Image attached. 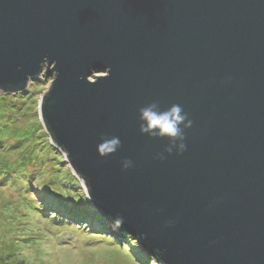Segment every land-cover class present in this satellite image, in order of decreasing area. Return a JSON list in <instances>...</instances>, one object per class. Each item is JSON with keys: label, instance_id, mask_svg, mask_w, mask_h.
Wrapping results in <instances>:
<instances>
[{"label": "water", "instance_id": "obj_1", "mask_svg": "<svg viewBox=\"0 0 264 264\" xmlns=\"http://www.w3.org/2000/svg\"><path fill=\"white\" fill-rule=\"evenodd\" d=\"M41 75L44 129L104 219L158 264H264V0H0V93ZM154 101L192 121L182 153L140 132Z\"/></svg>", "mask_w": 264, "mask_h": 264}, {"label": "rangeland", "instance_id": "obj_2", "mask_svg": "<svg viewBox=\"0 0 264 264\" xmlns=\"http://www.w3.org/2000/svg\"><path fill=\"white\" fill-rule=\"evenodd\" d=\"M100 74L106 73L94 71L89 78L94 80ZM51 81V77L41 75L37 80L30 81L25 91L0 93V132L6 131V123H10L8 129H12L9 132L14 136L27 133L42 140L43 134L47 135L44 138L46 150L57 155L51 163L59 161L64 165L68 171L62 172L64 178L73 184L68 186L79 190L92 212L83 218V207L74 206L72 209H80L81 213L72 220L69 215H63L66 211L56 210L50 202L54 196L41 184L44 179L42 173L50 170L51 164L46 160L43 172L40 168L34 171L35 165L31 163L24 170L19 169V172L31 175L32 182L19 178L15 167L5 170L0 167L1 259H6L7 264H22L24 259L25 264H158L133 235L128 233L134 239L125 237L127 232L103 217L97 220L95 213L98 211L88 200L80 180L64 159L62 151L50 141L40 118L39 103ZM11 139L0 138V159L8 164L21 156V150L10 146ZM35 174L38 177L35 178ZM44 195L46 198H43ZM62 209L67 210V207ZM93 221L97 222L94 228L91 227ZM97 226L102 230L98 231Z\"/></svg>", "mask_w": 264, "mask_h": 264}, {"label": "trees", "instance_id": "obj_3", "mask_svg": "<svg viewBox=\"0 0 264 264\" xmlns=\"http://www.w3.org/2000/svg\"><path fill=\"white\" fill-rule=\"evenodd\" d=\"M6 124L8 127H5L6 131L0 132V138L1 140H3V138H5L6 140L12 138L11 139L12 141H10L11 142L10 146H12V148L16 150H21L19 152L21 156L18 159H15V161L11 164L6 163L4 159H0V167L4 170L15 167V169L17 170L16 172L19 173V178H21L25 182H32L33 177H31V175H26L24 171L19 172V169L23 168L24 170L26 165L31 163L35 165L33 167L34 171L40 168V170L43 172L42 168L45 166V160H46L51 164L50 170L46 174L42 173L41 177H43L44 179L41 184L43 188H45L48 192H50L54 196V198H51L50 201L51 204H53V206L59 212L60 210L66 211L63 215L65 216L69 215V217H71L72 220L74 218L77 219V216H79L81 213L80 209L73 210L72 208L74 206L78 205L83 207V212H84L83 213L84 215L82 216L83 218L88 214H90L92 211H91V207L88 206L87 204L88 201L84 200L81 197V194L79 193V190H76L77 189L76 187L68 186L72 183L70 182V180H66L64 178L62 172H68L64 169V165L60 164L59 161H54L53 163H51L52 158L54 159V157H56L57 155L52 154L46 150V144L44 138H46L47 135L43 134L44 138L42 137V140L39 139L37 140L35 139L37 136L35 135L32 136L27 133L21 136H14L13 133L9 132L12 131V129H8L11 126L10 123H6ZM3 148H5L4 145ZM52 149L54 150L53 147ZM54 152L56 151L54 150ZM36 177H38V174H35V178ZM39 180L42 179L39 178ZM43 198H46V196L44 195ZM63 206H66L67 210L62 209ZM95 217L97 218V220L98 219L100 220L103 216L100 213L96 212ZM96 223H97L96 221H93L91 227L94 228L96 226L95 225ZM97 230L99 231L102 229L99 226H97ZM127 236L130 239H134L133 237H131L132 235L129 236L128 233H125V237ZM5 260L6 259L3 260L0 257V261H1L0 264H7V261ZM22 261H23L22 264L26 263V259ZM8 264H15V263H8Z\"/></svg>", "mask_w": 264, "mask_h": 264}, {"label": "clouds", "instance_id": "obj_4", "mask_svg": "<svg viewBox=\"0 0 264 264\" xmlns=\"http://www.w3.org/2000/svg\"><path fill=\"white\" fill-rule=\"evenodd\" d=\"M158 102H152L139 109V130L142 134H146L152 138H167L168 146L165 152L171 154L175 149L177 154L186 150L185 129L192 126V121L188 118V114L184 112L179 104H173L166 111L158 110ZM121 145L118 136L102 138L97 144V153L101 157L114 154ZM158 158L163 159V155ZM133 166L131 160L122 161V169L127 170ZM123 218L119 217L115 223L116 227L123 224Z\"/></svg>", "mask_w": 264, "mask_h": 264}, {"label": "bare ground", "instance_id": "obj_5", "mask_svg": "<svg viewBox=\"0 0 264 264\" xmlns=\"http://www.w3.org/2000/svg\"><path fill=\"white\" fill-rule=\"evenodd\" d=\"M100 75H102V74H100Z\"/></svg>", "mask_w": 264, "mask_h": 264}]
</instances>
